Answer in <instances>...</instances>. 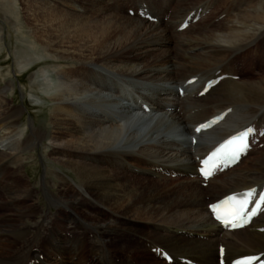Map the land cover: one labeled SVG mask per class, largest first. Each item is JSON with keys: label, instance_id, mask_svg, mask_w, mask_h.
<instances>
[{"label": "bare ground", "instance_id": "1", "mask_svg": "<svg viewBox=\"0 0 264 264\" xmlns=\"http://www.w3.org/2000/svg\"><path fill=\"white\" fill-rule=\"evenodd\" d=\"M189 13L198 20L179 31ZM7 33L14 79L28 74L25 86L49 113L43 125L25 124V101L15 102V82L0 70V174L13 178L0 179V189L15 214L0 227L13 245L0 251V264H35L39 254L38 264H79L88 243L103 249L91 264H218V245L227 260L264 253V212L226 232L207 211L227 193L264 183V148L206 187L191 176L196 158L227 135L246 125L264 131V71L231 77L241 55L264 46V0H0V53ZM215 74L222 80L200 97ZM226 108L192 143L193 127ZM35 150L55 215L26 202L39 199L24 171Z\"/></svg>", "mask_w": 264, "mask_h": 264}, {"label": "rangeland", "instance_id": "2", "mask_svg": "<svg viewBox=\"0 0 264 264\" xmlns=\"http://www.w3.org/2000/svg\"><path fill=\"white\" fill-rule=\"evenodd\" d=\"M226 16H227V13L221 14L219 16V18L213 19L211 24L217 23V21L220 18H225ZM10 31H12V29ZM9 37H10L9 33L4 35V42L5 43H4V48L2 46V51L0 53V58H1L0 62L5 61L6 63H4L3 65L0 66V68H1L0 70L5 75V77H10L15 82V86H16L14 89V92L16 93V94L14 93L15 102L17 104H23L24 103L23 101H25V106L27 108V110L24 112V116H23L25 124H28L30 121H34L35 124L43 125L45 120H46V114L48 115V113H49L48 105H46L45 102H39V101L33 100L35 98V96L37 95V92H35L31 88L25 86V84H29L28 83V76H29L28 74H25L24 76H22V79H20V81H16L14 79V74H16V72H14V61L10 58L9 54L7 53L8 51H6V49L8 48L9 50L10 49L12 50V48H13L12 51H14V49H15L14 48L15 38L14 37L9 38ZM263 49H264V46L261 47V49H260L261 51H259L258 53L254 52L252 49H249L246 51L245 55H241V57H239L236 61V67L238 68L239 73L244 72V75L256 76L258 73L264 71V51H263ZM250 50L252 52H250ZM3 51H4V53H3ZM1 55H2V57H1ZM237 74H238V71H237ZM239 77H241V76H239ZM263 141H264V138L262 139V142ZM263 148H264V143L258 149H256V147H255L256 152H259ZM32 153L34 156L30 157V154H32ZM26 155L29 157H27L26 160L24 161V164H25L24 165V171H25V176H27V182H25V183H28V184L31 183V185H33L36 189L39 190V194H38L39 199H37L35 202H33L34 200H32V201L27 200L26 202H27V204H30L31 202L38 204L39 208H41L42 211H44V210L48 211V209H50L51 212L55 215L56 211L60 208H57L58 206L57 207H49L47 204L46 196L43 194V186L40 182V180L43 176V163H42V159L38 153V150L28 152V153H26ZM254 155H255L254 151H253V153L252 152L250 153L251 157ZM233 168H235V167H233ZM233 168H231V169H233ZM63 171H65L67 174H69L71 177H73L72 173L67 172L66 170H63ZM222 174H220L217 177H221ZM0 179H3V180L8 181L10 183L13 181V178L11 176L4 175L2 177V174H0ZM174 179L175 178L172 177L173 181H174ZM5 198H6V195H5L4 190L0 189V227L1 228L2 227L6 228V226H4V225L9 221V219L15 217L14 207L5 204L7 202ZM205 200L210 201V198L208 196H206ZM84 212H89V210L88 209L84 210ZM43 215L44 214H39V215L37 214L33 218L34 219H41ZM100 216H103V215L98 214V217H100ZM28 222H30V221H28ZM65 235H66V232L61 231V236L63 237ZM7 236L11 237V235L10 236L7 235ZM132 243L133 244H130V245L134 246L135 242H132ZM7 245L8 246L11 245V247H13L12 244H10L8 241H6L5 236L0 234V251L5 252V253L10 252V250H8ZM63 245L64 244H62V246ZM93 246H94L93 244L88 243V245L86 246L84 253H83V257L86 259V261L80 259L81 262L79 264H91L92 262H94V259H95L94 257L96 255H99V257H102L103 249L101 247H99L98 245L94 246V247ZM39 248L44 249L45 247L39 246ZM50 250H53V248H51ZM145 253H146V255H144ZM145 253L143 254V252H138L136 256H138L140 258L142 257L141 259L146 261V262H152V261L155 262L154 257L150 258V257H148L149 256L148 252H145ZM39 255H38L39 259L36 260L35 264H38L37 261H39V260L42 261V257L44 256V254L43 255L39 254ZM123 257H124V255L119 253V257L117 259V262H119L120 259ZM147 258H149V259H147ZM150 259L152 261H150ZM57 260H60V257L57 256ZM77 260H79V259L77 258ZM71 261L72 260L69 259V262H71ZM98 261L100 262L99 264H101V263L103 264V261L101 262L100 259H98ZM213 261L214 260L211 261L212 264H214Z\"/></svg>", "mask_w": 264, "mask_h": 264}, {"label": "snow or ice", "instance_id": "3", "mask_svg": "<svg viewBox=\"0 0 264 264\" xmlns=\"http://www.w3.org/2000/svg\"><path fill=\"white\" fill-rule=\"evenodd\" d=\"M253 131L252 129H249L245 132H242L239 134L238 137L233 138V140L229 141V144H234L237 140L239 141L238 144H236V147L232 150V152H230V155H235L237 152L242 151L244 149V147L246 146L244 143L245 138L249 135V133ZM241 195H245V194H241ZM243 208V205L241 204L239 207H237L236 205H231L226 211H225V219L229 220V218L231 217H236V216H243V213L241 212V209ZM214 211H215V207H214ZM218 219L220 218L219 216L217 217ZM229 222H231L229 220Z\"/></svg>", "mask_w": 264, "mask_h": 264}]
</instances>
